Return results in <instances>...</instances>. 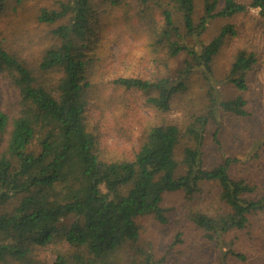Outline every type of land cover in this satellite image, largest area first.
<instances>
[{
	"label": "trees",
	"instance_id": "trees-1",
	"mask_svg": "<svg viewBox=\"0 0 264 264\" xmlns=\"http://www.w3.org/2000/svg\"><path fill=\"white\" fill-rule=\"evenodd\" d=\"M25 1L0 0V11ZM220 1H205L203 15L195 19L194 0H66L58 10L40 12V23L66 24L54 31L58 43L33 68L0 45V79L16 93L9 109H0V264H156L138 245L137 221L151 217L166 224L162 205L169 193L183 196L189 221L216 245L226 235L245 230L251 217L264 210V188L257 199L250 198L254 187L229 176L232 161L208 170L201 159L203 133L210 123L216 124L220 116L249 118L242 93L256 60L245 51L234 55L228 80L240 95L220 100L212 67L226 39L234 35L232 27H224L199 49L190 41L214 18L252 8L264 20V0L249 5L223 0L219 9ZM129 3L148 17L152 47L170 60L181 54L186 60L176 79L120 78L114 83L143 93L149 107L167 113L174 97L186 90L188 78L200 70L208 105L186 128H148L133 160L106 162L97 155L87 126L93 62L86 54L102 13ZM153 10L159 13L157 24L150 23ZM183 139L193 141L194 147L184 149V172L179 175L175 150ZM207 186L220 192L209 198ZM207 199L212 202L201 210Z\"/></svg>",
	"mask_w": 264,
	"mask_h": 264
},
{
	"label": "rangeland",
	"instance_id": "rangeland-1",
	"mask_svg": "<svg viewBox=\"0 0 264 264\" xmlns=\"http://www.w3.org/2000/svg\"><path fill=\"white\" fill-rule=\"evenodd\" d=\"M66 0H27L21 5L10 3L0 11V45L26 67L33 68L43 53L58 43L54 31L66 20L54 24L40 23L42 10H58ZM207 0H194L195 19L203 15ZM249 5L251 0H234ZM223 6L220 1L219 9ZM137 6L102 13L98 29L90 38V51L86 54L93 62L92 92L86 108L87 126L96 140V153L102 161L127 162L138 152L144 132L152 126L175 125L186 128L202 115L208 105L207 87L200 70L187 80L186 90L174 97L167 113L149 107L146 95L126 91L114 82L120 78H138L153 81L160 78L176 79L186 56L169 59L164 52L152 47L146 23L148 17L137 13ZM139 12V11H138ZM159 13L152 12L150 23L159 22ZM226 26L234 35L224 42L213 62L214 89L220 100H232L240 93L229 82L228 76L234 55L238 51L252 53L255 65L246 75L247 91L242 93L250 116L234 119L220 116L210 123L200 146L203 167L211 170L224 160L232 161L229 176L254 187L250 198L257 199L264 188V20L257 9L230 18L210 20L206 31L191 46L207 45ZM16 101L10 83L0 79V109ZM194 147L193 141L181 140L175 150L181 164L185 148ZM209 198L220 191L205 187ZM208 202L200 209H205ZM185 201L179 193L165 195L163 208L167 223L159 224L151 217L140 218L138 245L150 252L156 264H264V210L250 219L248 227L225 236L220 244L207 241L189 221ZM235 253L237 256L232 255ZM16 264V263H6Z\"/></svg>",
	"mask_w": 264,
	"mask_h": 264
}]
</instances>
